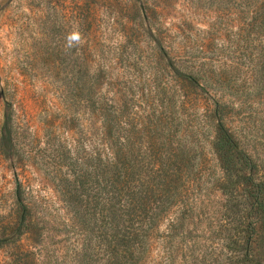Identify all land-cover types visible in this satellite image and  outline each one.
I'll return each instance as SVG.
<instances>
[{
  "label": "rangeland",
  "instance_id": "374dc122",
  "mask_svg": "<svg viewBox=\"0 0 264 264\" xmlns=\"http://www.w3.org/2000/svg\"><path fill=\"white\" fill-rule=\"evenodd\" d=\"M263 5L0 0V124L11 126L10 147L0 156V264H108L111 213L121 216L123 230L135 228L134 215L158 198L148 178L161 157L157 120L168 116L194 141L186 198L195 253L187 264H255L254 258L264 264V228L251 248L241 235L235 259L225 257L219 237L210 233L223 226L221 170L210 143L218 124L214 101L220 104V83L228 79L225 124L245 137L264 175L263 96L248 80L255 47L248 26ZM72 32L81 39L70 47ZM204 86L217 91L209 94ZM115 90L126 104L119 196L112 191L110 151L101 148L98 160L93 149L94 136L106 131L101 109L110 107ZM185 122L191 129L183 128ZM175 212L176 204L168 214ZM168 223L165 216L159 221L156 247L143 256L144 264H164Z\"/></svg>",
  "mask_w": 264,
  "mask_h": 264
},
{
  "label": "trees",
  "instance_id": "16d2710c",
  "mask_svg": "<svg viewBox=\"0 0 264 264\" xmlns=\"http://www.w3.org/2000/svg\"><path fill=\"white\" fill-rule=\"evenodd\" d=\"M252 21L253 23L248 28L254 34L252 39H249V43H253L255 47L250 58L248 80H250L252 92L262 94V105L264 106V5ZM228 80L226 84L225 82L220 83V104L218 100L214 101L213 114L218 124L210 143L221 170L218 186L221 199L219 220L220 225L223 226H219L218 231L214 230L210 233H216L219 237L221 250L225 253V257L235 259L242 251L239 242L245 239L246 247L249 248L251 244L257 242L264 228V175L261 172V161L245 148L247 146L245 137L233 128L229 129L225 124L223 110L226 103L222 102L225 97L223 94L232 89L230 79ZM202 89L209 94L215 90V88L209 89L205 86ZM122 99L123 94L115 90L110 107L103 105L100 120L106 127V131L94 136L93 147L98 160H102L100 158L101 148L110 151L106 160L114 177L112 191L117 196L124 193L122 179L124 177L123 146L125 139L121 132V126L124 124L121 110L126 107V104H120ZM175 123L168 116L160 117L156 124L161 137V157L149 170L152 176L148 178V184L149 190H155L158 198L147 201L149 203L147 209L139 215H134V221L136 220L137 223L135 228L125 226L123 230L120 226L121 216L111 213L107 234L108 264H144L143 256L150 254L156 247L153 233L163 216L167 217L169 222L168 231L165 232L161 242L163 254L161 259L164 264H187V258L195 253V242L191 244L189 241L191 238L189 224L193 221L192 208L187 204L186 198L191 175L188 157L189 151L192 152L190 147L193 146L194 141L185 130L180 132L178 129L180 124L175 125ZM3 124H0V156H4L11 142V126ZM181 125H184L183 128L186 130L191 129L189 126H192L189 122ZM164 131L168 132L166 133L167 139L160 134V132L165 133ZM174 196L176 200L170 204ZM174 204H176V214H168ZM221 228H227V230L231 228L233 232L226 230L222 235ZM242 234H246L244 239L241 237ZM0 237L3 239L1 232ZM243 249L247 250V248ZM252 261L259 264L257 258Z\"/></svg>",
  "mask_w": 264,
  "mask_h": 264
},
{
  "label": "clouds",
  "instance_id": "9594fccd",
  "mask_svg": "<svg viewBox=\"0 0 264 264\" xmlns=\"http://www.w3.org/2000/svg\"><path fill=\"white\" fill-rule=\"evenodd\" d=\"M80 34L79 32H72L71 34H69L68 36V43L69 46H73L74 44H78L80 42Z\"/></svg>",
  "mask_w": 264,
  "mask_h": 264
}]
</instances>
